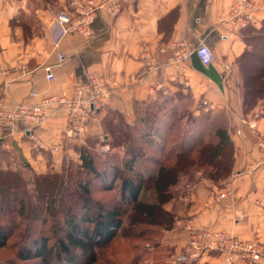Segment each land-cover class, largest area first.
I'll list each match as a JSON object with an SVG mask.
<instances>
[{"label": "crops", "instance_id": "obj_1", "mask_svg": "<svg viewBox=\"0 0 264 264\" xmlns=\"http://www.w3.org/2000/svg\"><path fill=\"white\" fill-rule=\"evenodd\" d=\"M231 1L124 0L116 16H110L105 8L97 13L92 37L68 33L55 49L53 16L66 0H0V64L9 69L0 75L1 105L30 103L31 90L39 92L37 101L62 91L70 95L74 84L88 73L102 77L109 89L108 103L95 111L94 119L79 134L71 131L66 107L47 106L46 119L35 129L46 148L35 145L27 132L4 130L0 168H19L23 158L36 173L59 172L64 157L77 159L75 146L87 139L100 142L106 138L101 120L108 110L132 123L137 108L181 91L190 95L194 114H202L197 110L202 98L213 105L205 112L209 116L223 112L234 159L232 172L218 183L206 177L191 184L183 181L187 192L165 207L174 213L175 223L165 232L160 248L170 253L168 260L182 252L188 240L184 222L192 218L240 238L264 241V165L258 163L262 155L256 145L259 137L264 138V113L258 104L242 114L236 62L246 49L264 54L260 40L264 39V0H252L254 22L242 34L224 22ZM199 41L213 51L214 59L208 65L193 52ZM175 50L182 54L178 65L172 62ZM57 51L71 58L56 65ZM44 64L52 65V81L45 78ZM4 81L9 85L2 91ZM250 121L255 123L253 129ZM223 260V254L210 253L198 263L219 264ZM237 264H264V260H240Z\"/></svg>", "mask_w": 264, "mask_h": 264}, {"label": "trees", "instance_id": "obj_2", "mask_svg": "<svg viewBox=\"0 0 264 264\" xmlns=\"http://www.w3.org/2000/svg\"><path fill=\"white\" fill-rule=\"evenodd\" d=\"M251 26L238 32L242 34ZM260 40L264 48L263 37ZM257 56L264 54L246 49L236 59L242 114L258 104L264 113V60L258 61ZM191 104L189 94L176 91L137 108L132 123L108 110L101 120L106 138L100 142L87 139L75 146L77 159L64 157L59 172L36 173L23 158L19 168H0V248L15 236L25 247L16 253L22 261L39 258L42 264H95L101 249L109 247L123 225L125 200L132 206L130 225L123 229L125 236L137 225L140 229L133 237L146 240L173 228L175 215L163 207L173 197L171 188L184 178L187 184L194 183L195 168H209L204 177L222 180L232 172L234 159L225 119L221 117L223 121L213 127L208 113L192 115ZM205 130H211L213 139L203 140ZM103 144H108L109 150L98 152L96 148ZM117 184L120 195L115 202H102L99 198ZM147 190H153L151 200L145 195ZM31 200V222L40 229L51 207L62 214L61 228L55 230L51 243L44 235H33L28 241L34 232L29 230L31 225L23 230L14 222L28 217ZM102 261L116 264L111 259Z\"/></svg>", "mask_w": 264, "mask_h": 264}, {"label": "built area", "instance_id": "obj_3", "mask_svg": "<svg viewBox=\"0 0 264 264\" xmlns=\"http://www.w3.org/2000/svg\"><path fill=\"white\" fill-rule=\"evenodd\" d=\"M122 1L124 0H66V5L58 9L53 16L57 25V31L52 37L54 48L58 49L60 41L68 33L84 38L92 37V23L97 13L105 8L110 16H116L121 10ZM254 8L255 3L252 0H232L228 6L225 24L235 30L253 24ZM193 52L203 65L210 64L214 59L211 47L203 41L195 45ZM180 54L178 50H175L172 55V62L177 65L181 63L182 54ZM56 57V65H61L71 58L60 51H57ZM42 69L47 81L55 78L52 65L44 64ZM8 71L7 66L0 64L1 76L6 75ZM8 85L9 82L4 81L1 90H5ZM29 93L33 97L30 103L14 104L11 107L0 104V136L6 129L8 133L21 130L29 134L35 145L46 148L35 134V129L46 119L47 106L66 107L71 131L79 134L84 132L90 120L94 119L95 111L108 103L109 89L102 77L88 73L83 80L74 84L70 95L62 91L37 101L35 98L39 92L31 90ZM212 108L213 105L208 99L199 100V110L203 113ZM248 125L253 129L255 123L250 121ZM256 145L262 155L258 163L264 165V138L259 137ZM96 150L103 153L109 150V145L103 144ZM223 194L221 193V196ZM185 227L188 231V240L175 262L197 263L204 254L210 253L223 254L224 260L219 264H237L240 260L256 263L264 260V241L257 237L240 238L223 229L204 226L199 221L194 222L193 218L185 222Z\"/></svg>", "mask_w": 264, "mask_h": 264}, {"label": "rangeland", "instance_id": "obj_4", "mask_svg": "<svg viewBox=\"0 0 264 264\" xmlns=\"http://www.w3.org/2000/svg\"><path fill=\"white\" fill-rule=\"evenodd\" d=\"M220 113H223V112H213L210 114L209 116L210 123L212 124L213 127L223 121V119L221 118L222 114ZM193 114L194 113L192 111V115ZM195 115L196 117L197 116L199 117L202 114H194L193 116L195 117ZM174 133H178V130ZM204 139L206 141H208L209 139H213L211 130H205V135L203 134V140ZM171 143L172 141H170L168 145H170ZM208 170L209 168H205V169L203 167L199 169L195 168L194 171L192 172L195 181L199 180L198 177L204 178V172L207 173ZM184 180H187V178H184ZM218 181L210 180V182H213V183H218ZM94 189H96L95 184H94ZM187 190L188 189L186 188V184L183 183V181L182 183H179L175 188H171L173 197L170 200H168L165 204L163 203L164 204L163 207H167L169 202L175 201L178 195L186 193ZM119 195H120L119 184H117L111 190H109L108 193H104L102 197L99 199L102 202H109L105 204H112L119 197ZM145 195L150 197L149 200H151L153 198V190H147ZM93 197L97 198L98 193L93 194ZM31 202L32 204H28L29 207L28 209H26L27 215L29 214L28 217L27 216L18 217L17 220H14V222L18 223L19 227H21L23 230L26 225H31V228L29 230H33L34 232L30 235V237L28 238V241L33 235H44L46 237H49L50 239L49 242L51 243L54 239L53 235L55 234V230H58V229L60 230L61 228L62 214L60 212H54V207H51L49 214L45 216L46 222L42 224L43 229H40L39 225H34L31 222L32 220L30 216L31 215L30 209L34 201L31 200ZM123 206H124V211H126L123 215V225L120 229L117 230L116 238L114 239V241H112L111 244H109V247L106 249L105 248L101 249V252L98 255L99 256L98 258H100L101 260L98 259L95 264H107L102 261V259L104 258L111 259V261L116 264H132L133 262H135V260H136V264H163L164 262L169 263V264H178V262H175V260H176V257L181 252L179 254L172 256L171 260H168L170 253H168L167 249L160 248V245L162 244V241L164 240L165 232H168V230H164V231L162 230L163 232L161 231V233L156 236L157 237L156 239L158 240V242L155 241L156 239L154 236H151L150 240L134 238L133 234L135 233V231L140 229V225L135 226V230L133 229L128 235L126 236L124 235L123 229L130 225L128 222L131 220L130 215L132 213V206H131V203L127 200L123 202ZM9 215H10V212H9ZM142 227H145V226H142ZM19 239L20 238L13 236L9 239L5 247L0 248V264H42L39 258H33V259L22 261L20 260V258L16 256L17 250L21 252L23 249H25V247L20 244L21 243L20 241H22V239L18 242ZM181 264H184V263H181Z\"/></svg>", "mask_w": 264, "mask_h": 264}]
</instances>
